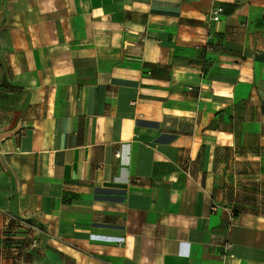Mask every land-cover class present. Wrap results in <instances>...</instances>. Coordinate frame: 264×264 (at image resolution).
<instances>
[{
  "label": "crops",
  "instance_id": "crops-1",
  "mask_svg": "<svg viewBox=\"0 0 264 264\" xmlns=\"http://www.w3.org/2000/svg\"><path fill=\"white\" fill-rule=\"evenodd\" d=\"M11 217L26 264H264V0H0V264Z\"/></svg>",
  "mask_w": 264,
  "mask_h": 264
},
{
  "label": "built area",
  "instance_id": "built-area-1",
  "mask_svg": "<svg viewBox=\"0 0 264 264\" xmlns=\"http://www.w3.org/2000/svg\"><path fill=\"white\" fill-rule=\"evenodd\" d=\"M224 12V8L222 6H216L211 10L210 16L213 20H219L221 18V14ZM213 209H216V205L213 206ZM232 215H236V211H232ZM10 222H12V227L24 229L25 235H27V238H21L20 243L16 242L11 245L12 250L14 251L13 259L15 261V264H26V258L27 254L30 251L31 248L37 246V243H39V239H37L33 234L35 230H38V227L26 220L18 219L16 217H11ZM27 239L29 242H27ZM124 240H120L119 242L122 243Z\"/></svg>",
  "mask_w": 264,
  "mask_h": 264
},
{
  "label": "trees",
  "instance_id": "trees-1",
  "mask_svg": "<svg viewBox=\"0 0 264 264\" xmlns=\"http://www.w3.org/2000/svg\"><path fill=\"white\" fill-rule=\"evenodd\" d=\"M237 212V211H236Z\"/></svg>",
  "mask_w": 264,
  "mask_h": 264
}]
</instances>
